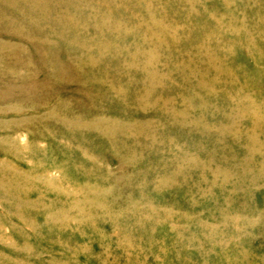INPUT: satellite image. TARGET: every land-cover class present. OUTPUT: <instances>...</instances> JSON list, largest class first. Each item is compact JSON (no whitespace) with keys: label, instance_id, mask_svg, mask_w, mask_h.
<instances>
[{"label":"rangeland","instance_id":"rangeland-1","mask_svg":"<svg viewBox=\"0 0 264 264\" xmlns=\"http://www.w3.org/2000/svg\"><path fill=\"white\" fill-rule=\"evenodd\" d=\"M232 263L264 264V0H0V264Z\"/></svg>","mask_w":264,"mask_h":264},{"label":"bare ground","instance_id":"bare-ground-1","mask_svg":"<svg viewBox=\"0 0 264 264\" xmlns=\"http://www.w3.org/2000/svg\"><path fill=\"white\" fill-rule=\"evenodd\" d=\"M252 135V134H251ZM248 160V159H247ZM236 256V255H235ZM234 257V256H233ZM233 264V263H232Z\"/></svg>","mask_w":264,"mask_h":264}]
</instances>
